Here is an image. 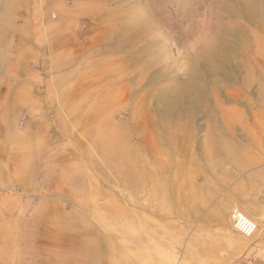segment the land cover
I'll return each mask as SVG.
<instances>
[{
  "label": "rangeland",
  "instance_id": "374dc122",
  "mask_svg": "<svg viewBox=\"0 0 264 264\" xmlns=\"http://www.w3.org/2000/svg\"><path fill=\"white\" fill-rule=\"evenodd\" d=\"M0 264H264V0H0Z\"/></svg>",
  "mask_w": 264,
  "mask_h": 264
},
{
  "label": "built area",
  "instance_id": "2783aa9c",
  "mask_svg": "<svg viewBox=\"0 0 264 264\" xmlns=\"http://www.w3.org/2000/svg\"><path fill=\"white\" fill-rule=\"evenodd\" d=\"M230 217L234 229L243 236L251 237L258 231V225L256 221L247 216L239 208L234 207L231 210Z\"/></svg>",
  "mask_w": 264,
  "mask_h": 264
},
{
  "label": "crops",
  "instance_id": "0c3cea01",
  "mask_svg": "<svg viewBox=\"0 0 264 264\" xmlns=\"http://www.w3.org/2000/svg\"><path fill=\"white\" fill-rule=\"evenodd\" d=\"M238 111H240V110H238ZM233 209V208H232ZM231 209V210H232ZM240 209V208H239ZM240 210H242V209H240ZM243 211V210H242ZM244 212V211H243ZM245 213V212H244ZM246 214V213H245ZM230 215H231V212H230ZM247 215V214H246ZM248 216V215H247ZM250 217V216H249ZM229 219H230V222H231V217H229ZM253 219V218H252ZM232 223V222H231Z\"/></svg>",
  "mask_w": 264,
  "mask_h": 264
}]
</instances>
